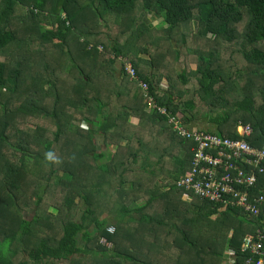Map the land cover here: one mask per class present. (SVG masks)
Listing matches in <instances>:
<instances>
[{
	"label": "trees",
	"instance_id": "16d2710c",
	"mask_svg": "<svg viewBox=\"0 0 264 264\" xmlns=\"http://www.w3.org/2000/svg\"><path fill=\"white\" fill-rule=\"evenodd\" d=\"M167 115L264 147V0H0V264L256 260Z\"/></svg>",
	"mask_w": 264,
	"mask_h": 264
},
{
	"label": "built area",
	"instance_id": "2783aa9c",
	"mask_svg": "<svg viewBox=\"0 0 264 264\" xmlns=\"http://www.w3.org/2000/svg\"><path fill=\"white\" fill-rule=\"evenodd\" d=\"M101 49V47H100ZM125 70L132 77L133 67L126 64ZM143 89L147 86L140 82ZM150 110L165 115L166 109L149 103ZM178 115H167L172 130L182 137L193 138L196 142L190 170L178 180L177 186L200 199L207 200L221 208H236L246 218H256L259 226L253 234L247 233L241 242V250L256 255L249 257L243 264H264V147L257 149L244 138H228L199 130H187ZM236 131L241 136H249L252 128L239 124ZM190 200L189 194L183 195ZM107 231L112 232L113 227ZM100 240L105 241L104 238ZM229 249L226 259L233 263Z\"/></svg>",
	"mask_w": 264,
	"mask_h": 264
},
{
	"label": "rangeland",
	"instance_id": "374dc122",
	"mask_svg": "<svg viewBox=\"0 0 264 264\" xmlns=\"http://www.w3.org/2000/svg\"><path fill=\"white\" fill-rule=\"evenodd\" d=\"M150 18H151V20H152V22H153V24L156 26V27H159L160 26V19L159 18H154L152 15H150L149 16ZM229 57V53L228 54H226V56H224V58L222 59L223 61H226V60H228V57ZM254 78V77H253ZM28 126H32V124H29L28 123ZM96 138H97V136H96ZM188 201V200H187ZM27 213V216L31 213V211H27L26 212ZM100 243H104V241H102V240H100Z\"/></svg>",
	"mask_w": 264,
	"mask_h": 264
},
{
	"label": "crops",
	"instance_id": "0c3cea01",
	"mask_svg": "<svg viewBox=\"0 0 264 264\" xmlns=\"http://www.w3.org/2000/svg\"><path fill=\"white\" fill-rule=\"evenodd\" d=\"M164 82V81H163ZM184 199V198H183ZM186 200V199H185ZM143 201L141 200V201H139V203H142Z\"/></svg>",
	"mask_w": 264,
	"mask_h": 264
}]
</instances>
